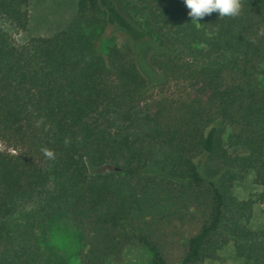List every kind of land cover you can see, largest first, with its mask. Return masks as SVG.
<instances>
[{
  "label": "trees",
  "instance_id": "16d2710c",
  "mask_svg": "<svg viewBox=\"0 0 264 264\" xmlns=\"http://www.w3.org/2000/svg\"><path fill=\"white\" fill-rule=\"evenodd\" d=\"M30 3L0 0V264H125L130 247L264 264V0L199 27L183 0H78L19 43ZM109 27L130 44L101 49Z\"/></svg>",
  "mask_w": 264,
  "mask_h": 264
},
{
  "label": "rangeland",
  "instance_id": "374dc122",
  "mask_svg": "<svg viewBox=\"0 0 264 264\" xmlns=\"http://www.w3.org/2000/svg\"><path fill=\"white\" fill-rule=\"evenodd\" d=\"M78 0H31L30 21L26 30L15 34L19 43L27 42L33 36L51 35L55 31L66 26L76 11ZM115 38L120 45L130 44V39L123 31L109 27L101 37L100 48L106 49L109 39ZM163 87L158 83L151 85L150 94L155 96ZM6 146L0 143V148ZM260 219L264 220V205L260 206ZM57 246L68 256L75 257L78 251L76 229L70 225H64L63 229L54 238ZM225 261L220 264H238L229 254H224ZM151 255L142 247H130L126 252L125 264H150Z\"/></svg>",
  "mask_w": 264,
  "mask_h": 264
},
{
  "label": "clouds",
  "instance_id": "9594fccd",
  "mask_svg": "<svg viewBox=\"0 0 264 264\" xmlns=\"http://www.w3.org/2000/svg\"><path fill=\"white\" fill-rule=\"evenodd\" d=\"M190 11L188 16L191 23L199 27L204 17L217 13L219 18L238 17L243 9L242 0H183ZM42 152L49 159L54 158V152L47 147Z\"/></svg>",
  "mask_w": 264,
  "mask_h": 264
}]
</instances>
